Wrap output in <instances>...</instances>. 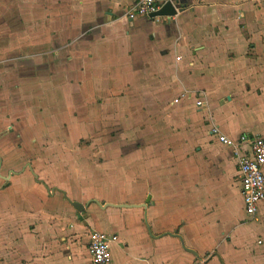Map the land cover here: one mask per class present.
Masks as SVG:
<instances>
[{
    "label": "crops",
    "instance_id": "0c3cea01",
    "mask_svg": "<svg viewBox=\"0 0 264 264\" xmlns=\"http://www.w3.org/2000/svg\"><path fill=\"white\" fill-rule=\"evenodd\" d=\"M167 1L128 21L136 0H0V264H91L93 231L118 237L110 264H264V202L236 219L208 135L264 139V0Z\"/></svg>",
    "mask_w": 264,
    "mask_h": 264
},
{
    "label": "built area",
    "instance_id": "2783aa9c",
    "mask_svg": "<svg viewBox=\"0 0 264 264\" xmlns=\"http://www.w3.org/2000/svg\"><path fill=\"white\" fill-rule=\"evenodd\" d=\"M166 2L169 1L136 0L126 10L124 17L128 21L151 19L149 16L159 11ZM187 97L184 93L178 99L173 100V103L177 104L180 99ZM194 98V106L197 109L202 108L204 95L197 94L194 95ZM208 135L212 140L231 151L237 167L239 194L245 214L254 218L258 213L259 205L264 202V139L246 134H241L237 138H230L221 133L216 126L210 128ZM117 241L118 237L114 234L100 231L91 232L88 244L91 264H110L111 244Z\"/></svg>",
    "mask_w": 264,
    "mask_h": 264
},
{
    "label": "rangeland",
    "instance_id": "374dc122",
    "mask_svg": "<svg viewBox=\"0 0 264 264\" xmlns=\"http://www.w3.org/2000/svg\"><path fill=\"white\" fill-rule=\"evenodd\" d=\"M177 132V131H176ZM173 133H175V131L173 130ZM232 204V203H231ZM230 210L232 212V214L234 216H236V219L239 221H242L244 219H249L248 216H246L243 208H242V203L238 200L235 201L234 204L231 205ZM214 227L216 225H213ZM213 229L211 228V225L209 227H206L203 232L204 234L200 235L199 238L202 241H205L207 243V245H203V248L205 249H210L213 247H216L215 249H217L218 251H222V245L219 244V239H220V234L221 231L219 229V227H216ZM233 229L229 232H232ZM254 231H252L251 233L246 231L244 232L243 236H242V241L245 243V245L250 246V243L252 244L254 237L259 233H253ZM234 240V237L231 235H226L223 237L222 241L225 242L226 244H232V241ZM252 241V242H251ZM202 246V245H201ZM216 253V250L214 251ZM215 253H211L212 255ZM207 256V255H206ZM195 264H203V262H200V260L198 258L195 257ZM210 264H215L213 261Z\"/></svg>",
    "mask_w": 264,
    "mask_h": 264
},
{
    "label": "water",
    "instance_id": "95a60500",
    "mask_svg": "<svg viewBox=\"0 0 264 264\" xmlns=\"http://www.w3.org/2000/svg\"><path fill=\"white\" fill-rule=\"evenodd\" d=\"M182 9H177L176 7L173 6V4L169 1V2H166L165 5H163V7H161V9L159 11H157L156 13L154 14H151L149 17L151 19H155V18H161V17H166V18H171V17H174L177 12H181ZM69 202V204L75 209V211H77L78 213H81L83 211V206L80 204V203H77V202H72L70 200H67ZM95 203H97L99 205L98 202L94 201ZM148 204V200L146 203L142 204V205H139V206H135V205H111V204H106L105 207H117V208H143V209H146V206ZM144 219H145V224H146V227L147 229L149 230V226L147 224V219H146V215L144 216ZM168 235L170 236H173V237H176L177 239H179L180 243H181V246L184 250L194 254L195 256L197 255L195 252L187 249L184 245V242H183V239L181 238V236L179 235H173V234H170L168 233Z\"/></svg>",
    "mask_w": 264,
    "mask_h": 264
}]
</instances>
